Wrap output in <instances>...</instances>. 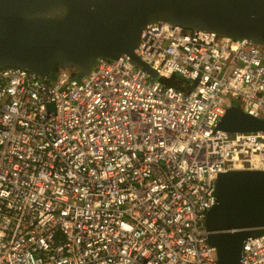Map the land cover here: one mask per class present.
<instances>
[{
	"label": "built area",
	"instance_id": "1",
	"mask_svg": "<svg viewBox=\"0 0 264 264\" xmlns=\"http://www.w3.org/2000/svg\"><path fill=\"white\" fill-rule=\"evenodd\" d=\"M136 54L157 78L124 54L0 68V264H217L214 179L264 169V133L216 124L230 104L264 119V45L154 22ZM241 261L264 264V233Z\"/></svg>",
	"mask_w": 264,
	"mask_h": 264
},
{
	"label": "water",
	"instance_id": "2",
	"mask_svg": "<svg viewBox=\"0 0 264 264\" xmlns=\"http://www.w3.org/2000/svg\"><path fill=\"white\" fill-rule=\"evenodd\" d=\"M167 22L264 45V0H0V68L50 80L58 68L86 74L100 58L124 54L157 78L137 54L142 30ZM216 129L262 132L264 119L226 106ZM205 230L217 264H242L244 242L264 233V169L218 172Z\"/></svg>",
	"mask_w": 264,
	"mask_h": 264
},
{
	"label": "trees",
	"instance_id": "3",
	"mask_svg": "<svg viewBox=\"0 0 264 264\" xmlns=\"http://www.w3.org/2000/svg\"><path fill=\"white\" fill-rule=\"evenodd\" d=\"M171 84L174 85L176 88H182L185 84V81L178 76L174 75L171 78Z\"/></svg>",
	"mask_w": 264,
	"mask_h": 264
}]
</instances>
